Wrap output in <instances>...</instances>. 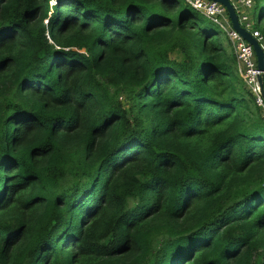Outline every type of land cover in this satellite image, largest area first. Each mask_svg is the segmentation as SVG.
<instances>
[{"label": "trees", "instance_id": "1", "mask_svg": "<svg viewBox=\"0 0 264 264\" xmlns=\"http://www.w3.org/2000/svg\"><path fill=\"white\" fill-rule=\"evenodd\" d=\"M226 39L184 0H0V264H264Z\"/></svg>", "mask_w": 264, "mask_h": 264}, {"label": "built area", "instance_id": "2", "mask_svg": "<svg viewBox=\"0 0 264 264\" xmlns=\"http://www.w3.org/2000/svg\"><path fill=\"white\" fill-rule=\"evenodd\" d=\"M195 10L204 14L211 22H213L229 39L231 48L236 59V72L243 80L254 96L255 104L260 109L261 117L264 119V98L261 94L258 76L260 70L257 68L256 55L253 46L249 44L237 31H235L230 23L225 7L213 0H184ZM233 4L238 16L239 23L246 30L250 26L249 17L246 10L253 7L255 0H230ZM252 31V32H251ZM249 31L264 50V44H261L262 36L258 30ZM264 89V78H263Z\"/></svg>", "mask_w": 264, "mask_h": 264}, {"label": "water", "instance_id": "3", "mask_svg": "<svg viewBox=\"0 0 264 264\" xmlns=\"http://www.w3.org/2000/svg\"><path fill=\"white\" fill-rule=\"evenodd\" d=\"M221 3L227 12L228 18L230 20L232 28L237 31L249 44L253 46L256 60H257V68L260 70V74L258 76L259 85L261 87V94L264 98V89H263V78H264V50L262 46L259 44L258 40L252 36V34L246 30L239 23L237 13L235 8L230 0H213Z\"/></svg>", "mask_w": 264, "mask_h": 264}, {"label": "rangeland", "instance_id": "4", "mask_svg": "<svg viewBox=\"0 0 264 264\" xmlns=\"http://www.w3.org/2000/svg\"><path fill=\"white\" fill-rule=\"evenodd\" d=\"M246 14L249 17V22H250V26L248 27V31H251V30H253L255 28L256 17H257V14H258V10H257V7H255V4H254L253 7H251V8H249V9L246 10ZM218 30L220 32L221 39L224 41V43H227V39H226V36L223 33V31H221L219 28H218ZM259 33H260V31H259ZM260 35H261V33H260ZM261 44H264V38H263V36H262Z\"/></svg>", "mask_w": 264, "mask_h": 264}]
</instances>
